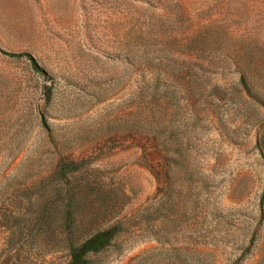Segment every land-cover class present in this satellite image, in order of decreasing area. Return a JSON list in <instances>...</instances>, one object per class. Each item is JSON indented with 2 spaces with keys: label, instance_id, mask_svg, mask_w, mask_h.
Instances as JSON below:
<instances>
[{
  "label": "rangeland",
  "instance_id": "1",
  "mask_svg": "<svg viewBox=\"0 0 264 264\" xmlns=\"http://www.w3.org/2000/svg\"><path fill=\"white\" fill-rule=\"evenodd\" d=\"M112 229L90 264H264V0H0V264Z\"/></svg>",
  "mask_w": 264,
  "mask_h": 264
},
{
  "label": "trees",
  "instance_id": "2",
  "mask_svg": "<svg viewBox=\"0 0 264 264\" xmlns=\"http://www.w3.org/2000/svg\"><path fill=\"white\" fill-rule=\"evenodd\" d=\"M32 60V57L29 56ZM114 235V230L101 232L95 234L90 239L83 242V244L76 250L71 251L69 264H90L89 259L86 257L88 253H96L102 250L110 242Z\"/></svg>",
  "mask_w": 264,
  "mask_h": 264
}]
</instances>
